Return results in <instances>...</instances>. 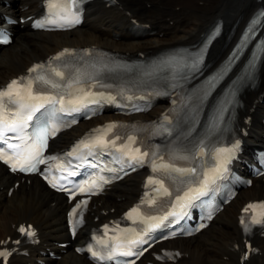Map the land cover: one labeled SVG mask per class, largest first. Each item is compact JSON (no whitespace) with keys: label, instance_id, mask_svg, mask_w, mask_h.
Here are the masks:
<instances>
[{"label":"bare ground","instance_id":"6f19581e","mask_svg":"<svg viewBox=\"0 0 264 264\" xmlns=\"http://www.w3.org/2000/svg\"><path fill=\"white\" fill-rule=\"evenodd\" d=\"M42 0H0L1 14L25 16L39 9ZM116 6L94 2L88 10L85 23L70 32L31 31L27 23L13 26L16 37L13 44L0 47V85L8 79L24 72L34 61L55 53L63 46L95 43L124 49L129 53L138 51L156 52L165 46L183 41L197 40L217 19L225 20L231 27L239 21L238 32L225 47L216 42L212 52L224 59L236 42L239 32L264 0H119ZM129 12V13H127ZM152 23L157 33L152 36L135 37L129 30L133 19ZM117 34L119 37L115 38ZM245 114L253 115L248 144L264 140V59L259 72V82L253 90L245 92ZM166 102L154 110L161 111ZM106 118H119L108 115ZM96 122L80 123L75 129L55 140V146H64L80 136ZM144 178L142 172L122 180L108 195L98 198L91 206L88 224L83 228L72 245L61 252L56 242L67 238L66 210L68 205L63 195L50 191L37 178L31 177L30 183L22 181L6 172L0 165V247L1 243L17 237L16 229L22 222H33L41 232V243L34 247L29 256H19L10 264H93L85 255L73 249L83 244L90 228L100 222L119 216L139 197ZM20 184L9 194L15 181ZM264 196V184L255 179L250 188L244 189L217 216L214 222L196 236L188 239L169 241L178 248L183 256L176 263H160L150 253L136 264H264V238H256L259 252L248 261L242 262L243 236L238 225L242 206L251 199ZM50 249L61 254L53 259L45 252Z\"/></svg>","mask_w":264,"mask_h":264},{"label":"snow or ice","instance_id":"6c2138e0","mask_svg":"<svg viewBox=\"0 0 264 264\" xmlns=\"http://www.w3.org/2000/svg\"><path fill=\"white\" fill-rule=\"evenodd\" d=\"M73 4L77 2V0H71ZM48 7L55 9L57 7L56 4L52 2V0H47ZM264 16V12L260 14ZM78 19L74 21V23H78ZM259 23V20L253 21V26ZM44 25L41 23L35 24V27H43ZM219 30L217 29V32ZM249 31H253V28H250ZM0 37H3V34L0 33ZM0 42L7 43L8 40L6 38L0 39ZM75 50L65 49L62 52L58 53L57 56L53 57V61H60L63 57H72L74 55ZM200 62L197 59L196 63L192 65V67H196V65ZM71 61L64 62V68L68 70V76L65 77V72L57 70L56 67H52V61L49 64L43 65H34L29 69V73H34V76L30 77H21L18 79H14L10 81L4 88L0 89V141H3L6 145V148L9 150H13L12 154L9 155L4 148H0V160L11 166L13 171H34L36 163H42L43 160L40 159L42 155L43 148L47 147L48 138L55 137L57 133L60 131V128L56 123L46 122L42 126L36 128L31 136H19L25 144L24 152H17L16 149L20 148L19 144H9L7 143L9 132L11 133H23L24 130L28 127V121L33 119V113L38 111L40 108L47 105L45 111L49 114L52 121L57 119V113H62L65 111H78L79 108L75 107L76 105H84L85 102L88 103H96L95 99H90L96 95H102L99 93H92L91 91H84L83 88H79L77 86L81 85L85 80L93 81L95 77L101 74L102 70H97L95 73H89L87 71H81L79 68H70L69 64ZM55 78H59V82L55 80ZM35 85L47 86L50 89H56L61 91H67V94L71 96V99L65 100V96L63 94L59 95H44L41 92L35 90ZM76 89L77 92H81L82 95L75 96L71 91L72 89ZM67 105H71L73 107L68 108ZM10 108H15V111H9ZM75 121H73L74 123ZM70 126V125H69ZM118 125L116 123H110L103 130H96L98 132L102 131V135H98L90 141H81L79 145H77V149L85 148L90 149L93 147H109L116 148L118 152L123 154V157H127L129 159V164L131 165L132 161H135L137 164H142L146 157L149 156L147 151L141 152L140 148L137 147L133 149L131 145L135 143V139L133 137H128V143L121 144L117 147L116 141L119 137H115L112 140L106 139L108 133H111ZM171 135V132L168 129L164 130ZM31 143H28V141ZM77 149H74L72 152H69L67 155L73 156L77 154ZM202 152V149H201ZM26 153V154H25ZM155 152H153V156H155ZM186 158V157H185ZM154 170H159L160 168L167 169L168 165H155L153 161ZM176 171H180L176 169ZM192 173H195L196 169L192 168L189 170ZM216 170H213V172ZM69 175H74V173H69ZM47 178V177H46ZM103 178L101 177V180ZM213 179L212 174H205L204 179L201 183V188L193 189L188 188L183 195L177 196L175 198V203L173 204V211L167 213L166 216L159 218L162 222L166 220L168 216H177L179 213L183 212L186 206L196 198L202 191V189L209 183L210 180ZM150 184L159 183L161 189H163L164 195H171L166 188H163L162 181H155L152 178H149L148 181ZM107 183V181H104ZM53 187H59L64 191H69L67 188H64L63 185L53 183ZM79 192H91L93 188H98L99 185L96 179H92L90 182H85V184L79 185ZM160 191V189H157ZM76 193L70 192L71 196H75ZM154 203V201H152ZM87 205L86 200L80 201L72 210L73 224H72V233L75 235L77 226L82 223L83 213L82 211L79 214V219H77V210L82 209V207ZM256 205H249L248 208H256ZM259 207L264 208V204L259 205ZM248 208L244 211L247 212ZM139 206L131 210L128 213L129 218H131L132 213H138ZM210 218V217H209ZM149 219L155 220V217H150ZM241 224L244 225L245 232H249L251 230L250 225L262 224L260 219H257L255 216L250 218L249 223H245L244 219H241ZM160 226L159 223H152L148 225V228L145 229V232L151 231ZM204 225H201L203 227ZM107 225H105V229H107ZM20 231L25 232V228L21 227ZM27 235L29 237L35 236V233L30 230H27ZM119 237H113V240H118ZM142 236H137V239L128 240L127 243L129 245L136 243H145ZM99 243H104V241H100ZM79 251V250H78ZM91 256L97 260H112L113 257L117 254L121 255H133V253L129 251H122L120 244L117 243L113 248L109 249L106 256L100 255L98 252L93 251L89 248ZM146 251V249H145ZM142 254V253H140ZM7 253L0 252V256H6ZM176 255H179L178 253ZM131 264H135V261H132Z\"/></svg>","mask_w":264,"mask_h":264}]
</instances>
